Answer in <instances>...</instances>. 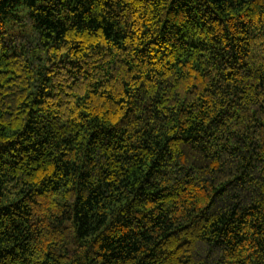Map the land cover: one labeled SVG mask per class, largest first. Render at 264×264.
I'll return each mask as SVG.
<instances>
[{"label":"trees","instance_id":"1","mask_svg":"<svg viewBox=\"0 0 264 264\" xmlns=\"http://www.w3.org/2000/svg\"><path fill=\"white\" fill-rule=\"evenodd\" d=\"M0 264H264V0H0Z\"/></svg>","mask_w":264,"mask_h":264}]
</instances>
